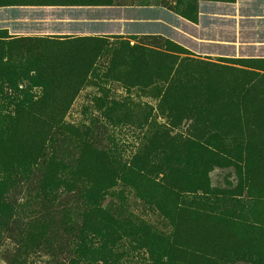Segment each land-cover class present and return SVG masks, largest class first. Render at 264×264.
Segmentation results:
<instances>
[{"label":"rangeland","instance_id":"374dc122","mask_svg":"<svg viewBox=\"0 0 264 264\" xmlns=\"http://www.w3.org/2000/svg\"><path fill=\"white\" fill-rule=\"evenodd\" d=\"M0 1L8 4L3 41L58 38L28 34L35 22H10L26 13L15 8L57 0ZM259 30L250 39L264 37ZM164 33L0 59V148L64 137L66 168L96 166L82 151L90 142L166 177L160 186L118 180L101 203L108 220L80 211L85 199L28 177L29 155L0 151V264H264V79L243 76L264 74V58L246 47L199 60ZM18 100L35 108L16 114ZM182 202L190 214L177 209Z\"/></svg>","mask_w":264,"mask_h":264},{"label":"crops","instance_id":"0c3cea01","mask_svg":"<svg viewBox=\"0 0 264 264\" xmlns=\"http://www.w3.org/2000/svg\"><path fill=\"white\" fill-rule=\"evenodd\" d=\"M194 1L187 16L178 12L181 2L187 6ZM248 1L173 0V4L166 5L164 0H57L54 4L15 8L26 13L10 22H35L39 25L34 32L22 33L62 40L68 36L117 40L136 36L141 40L165 36L167 32L171 42L195 59L232 58L226 53L238 56L246 47L261 52L254 57L264 58V37L250 39L254 28L264 34V1L250 0L252 7ZM30 10L35 13L28 14Z\"/></svg>","mask_w":264,"mask_h":264},{"label":"trees","instance_id":"16d2710c","mask_svg":"<svg viewBox=\"0 0 264 264\" xmlns=\"http://www.w3.org/2000/svg\"><path fill=\"white\" fill-rule=\"evenodd\" d=\"M35 1V0H33ZM218 1H234V0H218ZM195 2V1H194ZM181 2L180 7H178V12L181 15L187 16V10L192 8V4L183 5ZM5 1H0V7L7 6ZM35 5V4H33ZM185 9V10H184ZM6 32H0V44L3 47L0 52H3V57L7 61H13L15 56L24 57L31 54L32 51L40 54H51L55 49L59 52L62 47L63 50H73L81 47H89V42H94L95 44L105 45V40L101 38H72L70 36L62 38H37V37H25V38H14L10 41H3L8 38ZM78 44V45H76ZM18 55V56H17ZM19 64H22L21 62ZM15 69L18 70V63L14 65ZM258 70V69H257ZM258 71H263L262 69ZM4 68L0 70V75H3ZM246 78H251L255 81V84L264 79V74L255 73V71H245L243 74ZM251 88V87H250ZM242 98H245L248 94V90L241 93ZM28 101H16L14 106L15 113L30 114L35 108L34 104H29ZM19 121V115L11 119L10 129L17 128V123ZM7 128V129H9ZM3 140H0L2 142ZM59 142H65L63 139L57 136L53 137L47 135L43 139H40L39 144L36 147L22 148L17 143L9 147L0 148L1 153L5 158L13 159L17 154H27L29 155V166L27 168L28 177L33 179L46 180L48 188L52 189V193L62 190L65 193L77 196V198L85 199L90 204L79 208L80 211L89 208L88 212L93 214H98L105 217L108 220L112 219V216H107V212L102 209L101 203L104 196L111 193L117 186V181L123 179L124 176H131L133 180L143 181L145 183H155L156 186H160L165 181V175H162V179L159 180L158 173L149 172L150 166L145 164L141 166L136 164L134 160L130 162L129 165L122 161L121 157H112L108 153L99 149L94 143H83L82 151L90 156L91 161L95 162L96 166L90 165L89 168H66L62 164V158L60 157ZM100 164H103L102 166ZM151 174V175H150ZM158 181V182H157ZM102 196V197H101ZM181 199V198H179ZM92 201V202H91ZM184 202V201H183ZM178 205V210L184 213L190 210V205L187 207L186 202ZM192 210L188 214L191 213ZM199 211V210H198ZM200 212V211H199ZM201 213V212H200Z\"/></svg>","mask_w":264,"mask_h":264}]
</instances>
